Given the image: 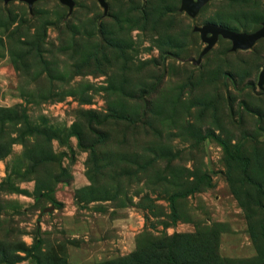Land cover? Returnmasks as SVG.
<instances>
[{"label": "rangeland", "instance_id": "rangeland-1", "mask_svg": "<svg viewBox=\"0 0 264 264\" xmlns=\"http://www.w3.org/2000/svg\"><path fill=\"white\" fill-rule=\"evenodd\" d=\"M107 3L0 0V264H264V39L193 31L264 0Z\"/></svg>", "mask_w": 264, "mask_h": 264}, {"label": "water", "instance_id": "water-1", "mask_svg": "<svg viewBox=\"0 0 264 264\" xmlns=\"http://www.w3.org/2000/svg\"><path fill=\"white\" fill-rule=\"evenodd\" d=\"M5 4L10 2H22L26 3L29 7V10H32L33 5L41 0H1ZM60 4L69 8V15L72 13L73 8L75 6L76 0H58ZM210 0H181L180 11L185 12L190 18H195L200 9L206 5ZM100 7L103 8L104 14L103 17H106L108 13V3L107 0H97ZM193 31L200 35L201 41L206 44V47L200 54L198 60L195 61V64H199L202 58L217 44L219 38H223L231 42L232 47L231 51H246L252 49L255 44L264 39V23L262 27L253 32V33H238L234 31H230L219 26L215 25H204L202 27H194ZM264 86V67L259 75L258 87L262 90Z\"/></svg>", "mask_w": 264, "mask_h": 264}, {"label": "flooded vegetation", "instance_id": "flooded-vegetation-1", "mask_svg": "<svg viewBox=\"0 0 264 264\" xmlns=\"http://www.w3.org/2000/svg\"><path fill=\"white\" fill-rule=\"evenodd\" d=\"M195 1H197V0H195ZM204 6H205V5H204ZM204 6H203V7H204ZM203 7H202V8H203ZM202 8H201V9H202ZM201 9H200V10H201ZM263 23H264V22H263ZM263 23L261 24V26L259 27V29L262 27ZM205 25H215V24H205ZM203 26H204V25H203ZM215 26H218V25H215ZM219 27H221V26H219ZM221 28H223V27H221ZM224 29H226V28H224ZM259 29H257V30H259ZM227 30H228V29H227ZM257 30H256V31H257ZM230 31H231V30H230ZM220 38H221V37H220ZM220 38H219V39H220ZM218 41H219V40H218Z\"/></svg>", "mask_w": 264, "mask_h": 264}, {"label": "trees", "instance_id": "trees-1", "mask_svg": "<svg viewBox=\"0 0 264 264\" xmlns=\"http://www.w3.org/2000/svg\"><path fill=\"white\" fill-rule=\"evenodd\" d=\"M173 210L175 211V208L173 207ZM169 258L171 257L170 253L168 254Z\"/></svg>", "mask_w": 264, "mask_h": 264}]
</instances>
